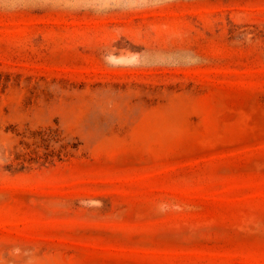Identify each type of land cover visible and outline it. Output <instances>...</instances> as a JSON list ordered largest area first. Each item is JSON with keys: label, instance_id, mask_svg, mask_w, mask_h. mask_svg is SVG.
<instances>
[{"label": "rangeland", "instance_id": "374dc122", "mask_svg": "<svg viewBox=\"0 0 264 264\" xmlns=\"http://www.w3.org/2000/svg\"><path fill=\"white\" fill-rule=\"evenodd\" d=\"M0 264H264V0H0Z\"/></svg>", "mask_w": 264, "mask_h": 264}]
</instances>
